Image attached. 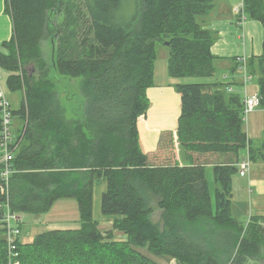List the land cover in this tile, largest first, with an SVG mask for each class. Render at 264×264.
Returning <instances> with one entry per match:
<instances>
[{"label": "trees", "instance_id": "16d2710c", "mask_svg": "<svg viewBox=\"0 0 264 264\" xmlns=\"http://www.w3.org/2000/svg\"><path fill=\"white\" fill-rule=\"evenodd\" d=\"M242 2L245 19L264 30V0ZM212 9L210 0H4L12 34L0 46V69L8 91L22 95L19 110H12L22 124L7 190L0 192V264H9L3 207L17 217L41 215L63 198L76 200L79 227L47 230L25 243L18 238L15 262L164 264L150 254L177 264H264V217L242 224L231 213L240 155L264 164V142L255 147L244 134L241 91L226 93L234 82L175 85L183 164L169 131L154 151L139 145L137 123L150 106L157 44H169L171 79L214 77L215 33L203 25ZM51 15L68 17L76 50L68 54L65 37H58L48 61L42 43ZM245 61L264 108V39L260 56ZM74 79H81L83 124L72 127L59 115L56 87ZM100 179L106 181L101 213L113 218L108 231L93 219ZM156 210L158 222L151 220ZM114 231L125 239L115 240Z\"/></svg>", "mask_w": 264, "mask_h": 264}, {"label": "crops", "instance_id": "0c3cea01", "mask_svg": "<svg viewBox=\"0 0 264 264\" xmlns=\"http://www.w3.org/2000/svg\"><path fill=\"white\" fill-rule=\"evenodd\" d=\"M210 1L213 3V9L204 18L203 25L205 29L215 33V40L210 48L211 54L216 58L214 66L216 70L221 72L223 79L227 76L223 83L234 82V89L239 91L241 88L239 87L240 77L238 72L234 76L231 75L233 74L231 73L232 68L238 60L260 56L263 50L264 30L261 23L255 20L245 19L238 24L239 17L236 10L241 6L242 0ZM11 30L10 18L4 14V0H0V46L10 39ZM228 76H232V78L228 79ZM155 79L156 75L154 73V85L146 91L150 106L145 117L140 118L137 123L139 145L145 153L154 151L160 134L169 131L173 134L176 161L183 164V150L179 146L176 134L177 121L180 115V96L176 92L174 84H172L175 79L169 77V82L164 85L155 83ZM247 91L249 95L258 93L255 79H252L251 83L247 85ZM243 128L246 138L251 141L253 146L259 147L264 142V108L259 107L248 113ZM15 137L13 135L14 139ZM245 156L246 153L240 155V162ZM209 169H211L210 166L206 168V171ZM231 207L236 210L237 214L243 208L247 221L250 217H264L263 163L258 162L251 165L244 177H240L238 174L233 177ZM112 221L113 218L111 224ZM54 229L66 230L73 228H62L61 225H55L50 230Z\"/></svg>", "mask_w": 264, "mask_h": 264}, {"label": "rangeland", "instance_id": "374dc122", "mask_svg": "<svg viewBox=\"0 0 264 264\" xmlns=\"http://www.w3.org/2000/svg\"><path fill=\"white\" fill-rule=\"evenodd\" d=\"M76 2L77 0H73ZM69 6V3H68ZM67 19L63 18V21L60 19H55L54 15L50 17L49 23V34L47 39L42 43V49L45 55V58L50 61L52 54V47L57 46L56 42L58 41V37L64 36L67 44V53H74L76 50V40L73 35V29L69 23H67ZM55 26L59 25V30L55 31ZM156 60L154 63V73L156 75L155 83L158 84H166L169 82V76L167 72V63L169 52L166 47L161 44H157L156 47ZM0 83L3 90V93L6 99L9 101L12 110H19L21 106V98L22 95L18 92H10L6 87V77L7 73L0 69ZM174 80V79H173ZM220 81L223 82V76L219 70L215 71L214 77L212 78H195V77H186L181 79H175L172 84L174 87L176 83L178 84H187V83H200V82H212V81ZM80 81L81 79H74L71 81L61 80L60 84L57 85L56 91L59 93V102H60V117L65 121L66 124L72 125L74 127L77 124H83L82 119L80 118V109L79 105L82 101V94L80 89ZM171 82V81H170ZM179 95V94H178ZM16 118H13L11 121L12 124V135L16 136V130L21 126L22 122ZM211 169L206 171L207 179L212 182ZM105 191V180L100 179L94 183L93 190V219L98 223L99 229L101 231H108L112 229L111 220L112 217L102 215L100 211V199L101 194ZM151 206L155 207L156 200L151 198ZM232 215L237 218L242 224H246L247 217L244 213L243 208L240 210L239 214H237L236 210L232 209ZM151 220L154 222L159 221V211H154ZM80 214L78 211V205L75 199L63 198L57 200L51 209L44 214L41 215H32L25 214L19 217L18 226L20 229V242H30L33 237L39 233L52 229L55 225H61L62 228L72 227L73 229L79 227ZM66 225V226H64ZM262 227L264 228V223H262ZM113 237L115 240H124L125 237L120 232H113ZM153 257V260L158 261L164 264H177L175 260L169 259L166 257ZM254 264V263H250Z\"/></svg>", "mask_w": 264, "mask_h": 264}, {"label": "built area", "instance_id": "2783aa9c", "mask_svg": "<svg viewBox=\"0 0 264 264\" xmlns=\"http://www.w3.org/2000/svg\"><path fill=\"white\" fill-rule=\"evenodd\" d=\"M236 14L239 17L238 24L245 20L243 13V2L241 6L236 10ZM238 74L240 77V91L243 101V112L244 116L256 108L260 107V98L258 94L249 95L247 91V85H249L253 79V76L247 70L245 59L238 60ZM232 78L228 76V79ZM1 79V76H0ZM227 79V76L224 77ZM231 82V81H229ZM226 93H235L234 85H229L226 89ZM0 192L5 194L7 190L8 178L12 173L11 160L13 158L14 138L12 135V124L13 119L12 109L9 101L6 99L1 83H0ZM251 168V163L247 156L238 164V176L244 177ZM2 222L5 229V238L8 248V260L9 264H18L15 262L18 257L16 240L19 238L20 229L18 227L19 217L11 213L8 207H3Z\"/></svg>", "mask_w": 264, "mask_h": 264}, {"label": "water", "instance_id": "95a60500", "mask_svg": "<svg viewBox=\"0 0 264 264\" xmlns=\"http://www.w3.org/2000/svg\"><path fill=\"white\" fill-rule=\"evenodd\" d=\"M168 45H169V44H168L167 42H165V43H164V46H166V47H167Z\"/></svg>", "mask_w": 264, "mask_h": 264}, {"label": "bare ground", "instance_id": "6f19581e", "mask_svg": "<svg viewBox=\"0 0 264 264\" xmlns=\"http://www.w3.org/2000/svg\"><path fill=\"white\" fill-rule=\"evenodd\" d=\"M17 138V137H16ZM15 144V143H14ZM17 148V147H16ZM20 217V216H19ZM4 225V224H3ZM20 236V235H19Z\"/></svg>", "mask_w": 264, "mask_h": 264}]
</instances>
